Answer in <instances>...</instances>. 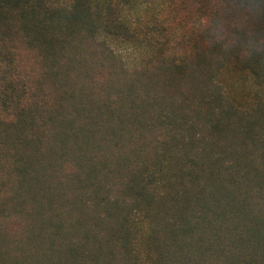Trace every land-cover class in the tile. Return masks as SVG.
Segmentation results:
<instances>
[{
    "label": "trees",
    "instance_id": "16d2710c",
    "mask_svg": "<svg viewBox=\"0 0 264 264\" xmlns=\"http://www.w3.org/2000/svg\"><path fill=\"white\" fill-rule=\"evenodd\" d=\"M0 264H264V0H0Z\"/></svg>",
    "mask_w": 264,
    "mask_h": 264
}]
</instances>
